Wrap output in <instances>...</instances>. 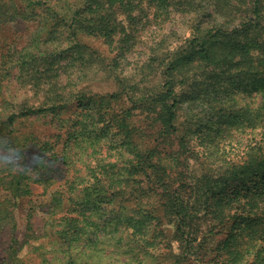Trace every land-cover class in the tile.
I'll list each match as a JSON object with an SVG mask.
<instances>
[{"label": "rangeland", "instance_id": "1", "mask_svg": "<svg viewBox=\"0 0 264 264\" xmlns=\"http://www.w3.org/2000/svg\"><path fill=\"white\" fill-rule=\"evenodd\" d=\"M82 2L53 0L50 4L54 10L26 8L23 16L0 27V125L4 124V132L17 135L20 140L30 135L36 138L37 146L33 148L42 149L50 179L46 190L45 185L36 183L32 195L17 200L19 205L14 212L17 236L31 237L26 238L30 239L29 244L18 254L27 255L26 263L36 264L47 257L56 264V256L27 252L42 242L52 247L56 240L54 231L58 224L64 223L61 218L67 208L71 207L77 215L78 208L64 194L69 186L67 181L82 183L90 169L99 164L120 167L133 159L123 135L111 128L91 142L96 127L93 124L97 118L96 103L102 97L108 98L110 115L126 120V130L127 125L133 130L137 146L149 148L163 142L158 138L164 114L157 102L165 90V81L175 80L182 101L176 121L178 132L169 135V141L161 145L165 148L159 147V152L177 155L176 164H183V168L196 176L206 173L216 176L233 164L239 165L249 153L264 154V126H229L219 117L227 110L257 106L248 79L237 77L233 83L230 78L212 79L213 67L205 65L195 68L185 81H180L181 77L179 81L176 76L169 77L168 73L175 56L192 50L194 41L202 40L209 30L220 28L212 26L225 23L232 30L251 16L250 0H166L163 8L154 0H117L113 5L105 1L96 14L110 19L115 30L110 40L85 31L88 17L83 10L77 14ZM93 27L96 29L98 25ZM232 72L234 75L235 69ZM80 102L89 105L81 107ZM30 107L47 110L19 118L13 126L7 124L11 114ZM96 124L99 131L101 123ZM55 150H63L59 159L52 158ZM6 158L0 155V164H6ZM25 162L35 166L29 151L17 161L22 167L26 166ZM56 191L63 203L54 211L52 199ZM4 194L1 192L0 197ZM127 198L124 191L110 207L115 214L140 217L141 203L136 205L131 201L130 205L124 202ZM205 228L202 223L196 233L187 230L197 236L196 243L207 238L209 256L219 252V264H229L230 246L222 252L218 248L225 230L208 236L203 231ZM117 242L130 248L128 264H174V258L159 260L154 255L150 234L133 236L127 231L118 232L114 239L103 244L114 247ZM7 246L0 244V261L7 255ZM177 249L175 244V253ZM172 255L176 256L173 252ZM193 255L188 264H213L208 262V257L204 260L205 257ZM103 264L121 263L109 259ZM256 264H264V259Z\"/></svg>", "mask_w": 264, "mask_h": 264}, {"label": "trees", "instance_id": "2", "mask_svg": "<svg viewBox=\"0 0 264 264\" xmlns=\"http://www.w3.org/2000/svg\"><path fill=\"white\" fill-rule=\"evenodd\" d=\"M52 1L0 0V27L5 22L23 16L26 8L45 7L54 10L50 4ZM105 1L113 5L117 0H83L77 14L83 10L88 17L85 30L88 34H98L110 40L115 31L110 19L104 14H96ZM154 1H157L159 8L166 6V0ZM250 3L251 16L232 30L225 23L212 26L220 28L209 30L202 40L197 43L194 41L192 50L175 56L169 63L168 73L169 77L176 76L177 80L181 77L180 81H185L194 74L195 68L205 65L213 67L212 79L222 81L230 78L232 83L237 77L248 79V87L251 92H255L257 106L227 110L219 117L223 119L222 123L229 126L258 128L264 126V0H250ZM94 24L98 25L96 29ZM232 69H235L234 75ZM177 87L178 83L172 78L164 83L165 90L157 102L164 114L158 138L163 139V142L149 148L140 149L133 140V130L128 125L126 130V120H119L108 113V98L102 97L97 101V118L93 124L97 127L96 123H101V126L99 131L94 127L91 142L100 139L107 128H111L123 135L133 159L120 167L99 164L90 169L87 180L82 183L67 181L69 186L64 194L68 195L72 205H76L75 209L78 208L77 215L71 207L67 208L61 218L64 223L58 224L54 231L56 240L52 242V247L42 242L34 246L33 250L27 247V253L33 251L31 254L39 252L44 256H56V264H95L91 260L103 264L109 259L128 264L129 247L118 242L114 247L103 244L106 240L114 239L118 232L127 231L133 236L150 234L155 245L154 255L160 257L159 260L174 258V264H188L195 254L205 257L204 260L208 257V262L219 264V252L213 256L207 252V238H201L196 243L197 236H192L204 223L207 228L203 231L208 236L225 230L226 235L218 248L222 252L223 248L230 246L229 264H256L264 259V154L249 153L239 165L233 164L216 176L209 173L196 176L183 168V164H176L179 160L177 155L160 153L159 147L164 146V141H169V135L178 132L176 121L182 101ZM222 91L233 93L229 89H220ZM79 105L88 107L89 103L80 102ZM46 110L42 107L26 108L11 114L7 124L13 126L19 118L39 115ZM4 127V124L0 125V155L7 157L6 164H0V193H6L0 197V244L8 246L7 255L0 264H35L24 262L27 255L18 256L29 244L30 239L26 238L31 237L25 235L21 239L17 236L14 212L19 205L18 199L33 194L34 184L45 185V190L48 188V165L43 161L42 149L33 148L37 146L36 138L30 135L20 140L17 135L4 132ZM27 151L31 153L35 166L25 162L26 166L22 167L17 163L19 156ZM62 151L55 150L52 158L59 159ZM124 191L129 196L125 203H141L140 217L115 214L110 207ZM56 193L58 191L52 199V203L55 202L52 205L54 211L62 207L63 203V198ZM74 194L78 196L73 198ZM187 228L193 233L190 234ZM175 244L178 247L176 253ZM210 252L212 254L213 248ZM36 264L54 263L45 257Z\"/></svg>", "mask_w": 264, "mask_h": 264}]
</instances>
